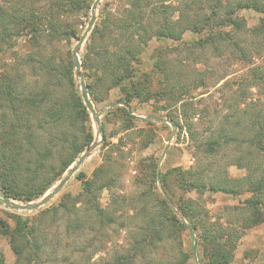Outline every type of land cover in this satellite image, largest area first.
Masks as SVG:
<instances>
[{"label": "trees", "instance_id": "16d2710c", "mask_svg": "<svg viewBox=\"0 0 264 264\" xmlns=\"http://www.w3.org/2000/svg\"><path fill=\"white\" fill-rule=\"evenodd\" d=\"M39 1L43 2L41 7L35 0L0 2V191L22 202L41 197L93 141L89 112L74 78L71 51L67 48L59 53L53 49L54 44L64 46L80 38L76 23L66 18L89 10L92 0ZM241 9L253 10L264 18V0H182L176 5L169 0H124L116 12L102 13L87 38L81 58L82 74L94 107L103 102H108L110 107L105 113L109 115L107 121H102V145L106 141L108 121L122 119V131L126 132L143 129L135 127L133 116L124 107L133 99L162 100L172 91L195 87L193 80L184 86L179 73L174 75L173 68L165 61L164 49L158 48L152 53L154 60L149 70L137 67L139 55L151 39L159 43L165 39L179 41L186 32L206 31L204 37L190 45L193 49L204 48L207 43L217 50L224 44L248 65L255 56H260L264 47L253 50L241 36L246 32L261 39L264 45V19L246 28L242 19L232 16ZM220 11H224L222 18ZM21 37L27 46L23 54L14 50ZM157 71L166 82L161 89L152 88ZM235 83L233 110L224 116V122L215 131L197 142V149L210 162L196 170L170 168L162 174L153 163L149 189L141 192L142 205L137 208L138 215L133 216L140 224L136 228L133 251L115 255L110 263L104 264H188L189 255L179 240L184 229L197 234L204 259L201 264H230L236 241L242 236L236 229L247 230L264 221V67L250 66L248 73ZM243 86L259 88L257 100L245 103L246 99L240 98L244 95ZM115 89L123 93L121 99H111ZM241 103H245V108H240ZM166 121L175 126L173 116ZM185 124L189 137L195 139L191 124ZM153 134L151 129L144 131L148 140H143L142 149L153 141ZM121 140L119 137L103 151L102 163L94 169L92 178L80 179V193L62 195L58 203L41 209L33 217L9 214L14 219L10 226L0 220V233L8 238L13 264H57L60 260L57 262L55 254L62 244L58 224L62 225L64 236L74 239L73 244L85 243L84 249L89 247V234L100 232L101 235L103 230L116 224L117 209L109 211L100 205L96 193L112 179L108 173L117 160L113 156L117 153L114 148L122 153ZM230 149L233 156L215 167L213 157ZM228 166L242 169L244 174L231 176L226 171ZM170 174H174L178 180L176 186L185 193L207 190L230 196L245 194L240 205L245 216L241 220L226 221V226L206 212L194 211L192 200L181 196L168 200ZM206 174L209 178L204 181ZM157 182L163 187L161 196L155 190ZM54 226L56 234L53 235ZM165 241L171 243L172 255L165 260L146 261V257L159 253ZM94 253L92 250L90 256ZM63 261L70 262L66 258ZM0 264H4L2 257Z\"/></svg>", "mask_w": 264, "mask_h": 264}, {"label": "rangeland", "instance_id": "374dc122", "mask_svg": "<svg viewBox=\"0 0 264 264\" xmlns=\"http://www.w3.org/2000/svg\"><path fill=\"white\" fill-rule=\"evenodd\" d=\"M1 1L2 0H0V2ZM35 1L38 7L42 6V1ZM93 1L94 0H92V3ZM181 1L182 0H169V3L172 2L176 5ZM235 1L236 0H231V2ZM123 5L124 0H100L98 6L95 8L94 24L100 20L102 13L116 12ZM223 12L224 11L219 12L221 18L223 17ZM90 15L91 6L87 11L81 10L78 11L77 14L68 17V19L66 18L67 21L76 23L79 37L82 36L86 29L90 20ZM176 16L177 13L174 14V17ZM232 16L242 19L246 28L256 26L263 18L260 14L250 9L236 10ZM191 18L193 19L192 15L190 19ZM91 30L79 49L78 56L80 62L84 53V46ZM206 33V31H202L199 34L186 32L179 41L165 39L163 42L159 43L155 39H151L148 46L145 47L141 55H139L140 64H138L137 67L140 70L142 67H147L149 70L154 60V58H152V53L158 48L164 49L166 54L165 61L170 69L173 68L174 75L179 73L178 76L184 81L182 82L184 86L192 84L191 82L193 80L195 87L189 88L188 90L186 89V91L181 88L175 92L172 91L165 95L162 100L151 99L142 102L138 99H133L129 105H124L133 116L132 121L135 127L143 129H134L126 132L124 130L122 131L124 123L122 119L108 121L105 128V144L102 145L103 141H101L100 145L82 162L77 171L64 184L54 198L44 206L35 210L10 209L7 208L2 201V203H0L1 223L4 222L10 226L14 223V219H10L9 214H14L21 218L33 217L41 209L49 208L58 203L62 195L69 193L74 196L80 193L82 190V182L80 179L82 177H84V179L92 178L94 169L102 163L103 151L110 146V143H116L118 138L121 137L122 145L120 149L122 153L118 151V148H114L117 150V153L113 154V156L116 157L117 160L112 166L110 173H108L111 175L112 179L106 188L96 193L100 205L107 208L109 211L117 209L115 213L117 216L116 224L112 225L107 230H103V232L101 231V235L100 232H92L89 234L87 237L89 247L85 249L82 248L85 243L80 242L77 246V243L73 244L74 239L72 237L64 236L63 227L61 224H58L57 230H60L62 244L61 250L58 249L55 258L57 262L60 260L57 264H104L110 263L115 255L126 254L125 252L127 251L132 252L135 246L134 238L138 233L136 228L140 225L139 221L135 220L133 216L138 215L137 208L142 205L139 198L141 192L149 189L147 184L150 183L153 174L152 164H157V170L162 174L170 168L180 167L184 170H196L200 165H205L210 162V158L197 149V142H200L211 131H215L217 127L224 122V116L226 117L227 113L233 110V104L236 102V94L232 92V90L236 88L234 85L236 84L235 82L239 81L248 73L250 66L264 67V51L260 56H255L250 65H248L240 61L234 54L230 53L229 48L224 44L217 50H214L213 46L207 43L203 45L204 48L198 49L195 47V49H193L190 45L198 41L201 37H204ZM243 33L241 39L245 38V43L251 45L253 50L260 51L264 47L261 39L249 36L246 32ZM23 40L24 38L21 37L16 49H14L22 54L27 49ZM78 40L72 39L70 43H64V46H62L63 43L54 44L53 49L59 53H63L67 48L71 51ZM73 72L79 87L78 78L75 76V69H73ZM28 73L31 74L32 71L29 70ZM165 83L162 73L159 71L155 72L153 75L152 88L161 89ZM258 89L253 86L247 88L243 86L242 91L244 95L240 98L246 99L244 101L245 103L248 102V100L249 102L257 100V95L260 92ZM110 96L112 100H118L123 97V93L115 89L111 92ZM245 103H241V109L245 108ZM109 108L108 102H103L94 107L100 115L101 124L102 121H107L105 119L109 117V115L106 116L105 113ZM182 112L185 115L181 114ZM170 116H173L175 126H173L172 123L170 125V123L166 121ZM89 117L94 140L96 138V125L90 112ZM185 122L191 124V132L195 136V139L189 137L190 134L187 131L188 126ZM147 129L153 130L154 138L152 137L153 141L147 148L142 149L143 140H148L144 135V131L147 132ZM139 130H143V132L139 134ZM114 132H117V134L112 135ZM225 153H227V156H224ZM81 154L71 163L68 169L76 162ZM233 154V151L230 149L227 152H221L220 155L214 156L215 167L221 166L224 162L229 160ZM226 168V171L231 176H240L244 174V170L237 169L234 166H228ZM67 170L63 172L62 176ZM215 173L216 171L214 170L213 174ZM207 178H209V176L206 174L203 180L206 181ZM167 181V192L169 196L166 198L168 200H176L178 196L192 200L194 202V211H201V213L206 212V214L212 218H218L224 225H226V221L241 220L242 217L245 216V212L241 210L242 207L240 206L242 200L246 196L245 194L230 196L223 193H209L207 190L185 193L176 186L178 180L175 178L174 174H170V176L167 177ZM55 184L43 195L48 193ZM155 186V190L158 192V195L161 196L160 191L163 190L161 182H157ZM12 200L22 204L27 203L15 199ZM232 206H239L240 208L233 209ZM239 225L240 223L235 226L239 227ZM229 226L230 225H228V227ZM236 231H241L242 236L236 241L234 257L230 264H264V221L247 230L242 231V229L237 228ZM51 234H56L55 226L51 228ZM179 240L182 249L189 255L188 264H201L200 262L204 261L201 257V249L197 244V234L195 235L190 230L184 229L181 231ZM80 249L81 251H79ZM92 250H94L95 253L90 256ZM84 251L86 253L83 255L82 252ZM173 251L174 249L171 243L165 241L159 248V253L157 255H150L146 257L145 260H165L172 255ZM46 255L48 258V252ZM1 257L3 258L4 264L14 263V255L9 246L8 238L0 233V258ZM63 258H66V260L70 262L63 261ZM140 264H144V262Z\"/></svg>", "mask_w": 264, "mask_h": 264}, {"label": "water", "instance_id": "95a60500", "mask_svg": "<svg viewBox=\"0 0 264 264\" xmlns=\"http://www.w3.org/2000/svg\"><path fill=\"white\" fill-rule=\"evenodd\" d=\"M99 1L100 0L93 1L91 5V15H90L89 23L86 29L84 30L82 36L78 40L77 44L71 50V54L73 57V65L75 69V76L78 78V81H79V87H80V93L82 96V100L85 106L87 107L88 111L90 112L95 122V125H96V138L83 151L81 156L76 160V162H74V164L67 170V172L58 180L55 186L48 193L43 195L41 198L34 200V201H29L25 204H22V203L15 202L14 200L6 196L2 191H0V198L2 199L4 205L7 208L15 209V210H35L47 204L52 198H54L59 193V191L64 186V184L77 171V169L80 167L82 162L89 157L90 153L100 145L101 141L104 138V131H103V126L101 124L100 115L94 109L93 103L90 100L88 90L86 87V83L82 75L81 62L78 56L79 49L94 24L95 8L98 6Z\"/></svg>", "mask_w": 264, "mask_h": 264}]
</instances>
